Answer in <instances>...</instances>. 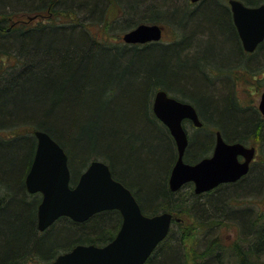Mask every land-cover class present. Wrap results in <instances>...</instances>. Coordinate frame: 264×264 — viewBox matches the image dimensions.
I'll list each match as a JSON object with an SVG mask.
<instances>
[{
  "label": "trees",
  "instance_id": "16d2710c",
  "mask_svg": "<svg viewBox=\"0 0 264 264\" xmlns=\"http://www.w3.org/2000/svg\"><path fill=\"white\" fill-rule=\"evenodd\" d=\"M261 1L264 0H245L252 5ZM102 2L0 0V129L13 125V137L21 139L8 137L4 140L10 143L0 144V183L7 180L9 187L3 197L9 200L0 207V264L51 258L58 247L66 251L79 243L102 244L112 238L119 219L115 211L102 212L82 223L65 218V243L56 246L49 239L54 229L39 232L36 204L26 199L24 187V173L33 155L34 128L51 132L63 144L73 172L79 175L92 159H102L110 164L113 175L134 191L145 213H173L169 235L145 264H264V122L257 115V108H240L233 97L235 86L228 80L216 82L201 68L190 76L187 71L179 72L178 64H160L167 49H174L172 59L178 61L201 55L200 41L212 35L211 31L201 27L183 30L190 39L188 44L177 41L126 45L118 41L117 35L108 34L103 39L97 35L91 42L85 28L88 24H100L109 32L115 29V23L126 19L124 12L118 18H110L111 6L104 12ZM211 4L216 3L206 0L196 10L183 7V11L199 17ZM220 6L231 32L228 14ZM141 18L158 23L161 17L146 14ZM133 22L123 28L131 27ZM74 31L79 32L67 33ZM74 36L84 38L85 43L75 45ZM65 38L69 40L67 46ZM236 43L240 51L237 38ZM263 52L264 43L255 56L246 58V63ZM148 53L152 54L150 58L146 57ZM236 58L241 59V53ZM167 71L175 76L166 77ZM159 85L183 99H193L200 91L212 93L214 104L207 106V117L202 118L225 131L228 140L256 142L260 149V160L253 163L246 176L203 194L196 193L191 184L174 192L168 185L169 168L177 155L173 146L164 153V160L160 159L164 162L162 168L150 160L158 169L152 180V195L142 194L144 185L136 171L129 173L124 166L121 171L118 169L121 158L130 159L135 151L143 153L149 148L143 143L147 124H154L149 98ZM225 116L232 119L233 126ZM216 117L222 121L214 120ZM61 118L66 119L67 127L60 124ZM21 125L29 126L32 132ZM58 128H65V143ZM225 128L234 129L226 134ZM211 143V137L206 141L201 135L191 137L186 159L192 162L208 155ZM13 146L18 153L11 149ZM259 178L262 180L258 184ZM251 187H259V191L252 193ZM252 197L255 204L248 202ZM100 218L105 223L100 225Z\"/></svg>",
  "mask_w": 264,
  "mask_h": 264
},
{
  "label": "water",
  "instance_id": "95a60500",
  "mask_svg": "<svg viewBox=\"0 0 264 264\" xmlns=\"http://www.w3.org/2000/svg\"><path fill=\"white\" fill-rule=\"evenodd\" d=\"M230 3L245 49L253 51L264 39V3L259 6L246 5L240 0H231ZM162 34L163 26L159 23L143 22L124 32L123 37L129 43H146L160 41ZM259 109L264 116V90ZM154 110L167 123L177 143L178 156L169 178L172 191L193 182L195 192L203 193L221 183L236 182L249 172L256 147L228 142L221 130L217 131L211 156L195 163L185 160L189 137L183 120L190 118L195 125H202L194 105L161 90L156 96ZM36 134L39 145L26 176V186L30 192L43 193L38 209L40 230H45L61 215L84 222L98 212L117 209L123 216L117 236L107 244L79 243L54 261L42 264H145L169 235L173 214L168 211L145 214L133 192L113 176L110 165L102 159H93L73 181L69 157L63 145L43 129L37 130Z\"/></svg>",
  "mask_w": 264,
  "mask_h": 264
},
{
  "label": "rangeland",
  "instance_id": "374dc122",
  "mask_svg": "<svg viewBox=\"0 0 264 264\" xmlns=\"http://www.w3.org/2000/svg\"><path fill=\"white\" fill-rule=\"evenodd\" d=\"M102 1L104 2V4L102 2V5H103L102 9L104 10V12L107 6L108 7L111 6L110 11H109L110 18H118L121 15V13L124 12L126 15V19L122 22L115 23L114 24L115 29L110 30L109 32L105 31L106 29H104L100 24H97V23L88 24V27H85V28L88 34L90 35L89 40L91 42L94 40L95 36L97 38V35L99 39H103L104 34L111 35L112 37L113 35L118 36V34L124 33L129 28H132L133 26H135L138 22H145L143 20L145 18H141V16L146 15V14L147 15L157 14L159 17H161V18H158L157 19L158 21L156 22H158L159 24L165 25L166 32L162 40V43L171 44L177 41L178 42L181 41V44H188L190 42V39H188V37L184 35L185 32L194 30L195 27L209 29L212 35L200 41L201 44L203 45L201 55L195 56L193 58H189L187 60L182 59L181 61H178L177 58L172 59V54H176L174 49L173 50L167 49V50H164V52L162 53L163 57H162V61L160 62V64H164V65L172 64V63L173 65L178 64L179 72L181 73L188 72L190 76L192 74L196 75L197 70L201 68L204 70V72L208 74V76L211 79H213L216 82L224 81V80L219 79L223 76L217 74L215 71L216 69L220 70V68L225 67L222 70L223 73L224 72L227 73L229 71L236 72L240 70L244 73V76L242 79L238 81V84L234 85L232 80L230 79L228 80V82L232 83L235 86L236 92L237 94H239L240 100L242 101L244 106H246L247 108H250V105L254 108L258 106L260 99H261L262 92L264 90V52L261 53V55H257L256 59L249 58V60L251 61H248L247 63H245L244 67L232 69L233 66L236 67L237 65L238 58L236 57L239 56L240 51L238 50V46H236L237 43H236L235 33L233 31L228 32L229 30L228 18L225 19L226 15H224L223 12L220 11L222 10V7L220 5L211 4L204 8L202 15L199 14V17H195L194 15L187 14L183 11V7H185V9L187 10L189 8L188 3H186V0H144V2L143 0H102ZM152 6L155 7L156 9L151 10L153 9ZM215 6H218L219 11L217 8L214 10ZM167 11H170V12H167ZM106 20H109V19L106 18ZM193 20H195V24H196V26L194 27H193L194 25ZM133 21H136V22H133ZM131 22H133L131 27L123 28L124 26H126V24L131 23ZM183 30L185 31L184 33H183ZM76 32H79V31L67 32V33H76ZM115 39L116 37L113 38V41L116 42L117 39L120 40V37H118L116 40ZM73 40L76 41L75 45L77 46L85 43V39L80 38V37L78 38V36H74ZM68 43H69V40L65 38V46H67ZM103 46L108 47L105 44H103ZM151 55L152 54L148 53L146 57L150 58ZM197 58L200 60H198ZM99 59L101 60L102 56H100ZM258 61H260L261 64L254 66L256 62L259 64ZM147 62L148 61L143 62V63H147ZM97 63L100 64V62H97ZM241 64H242V61H241ZM253 66L254 68L252 70L248 69V68H252ZM164 75L168 78L169 76L170 77L175 76V74L171 73L170 71L165 72ZM200 93L201 94L199 95H195L193 100L195 102V105L200 115L202 117H205V116L207 117L206 115L207 106L214 104L212 103L214 100L212 98L213 95L212 93H207V92L205 93V91H200ZM61 112H62V109L58 111V114H60ZM63 112H65V110H63ZM258 116L259 118L261 117L260 115ZM224 119L230 122L231 126L234 125L232 119H230L229 117L225 116ZM65 120L66 119L61 118L59 122L61 125L67 127L66 125L67 122ZM214 120L220 121V122L222 121L218 117H216V119ZM52 121L55 122L54 119ZM207 123L212 124V122H209L208 120H207ZM12 126L13 125H7L5 126L6 128H2V130L6 132L8 135H10V132L13 133V130H14ZM26 126L27 125H21L22 128H25ZM185 126L189 128V131H190L189 133H192V131H194L195 129L192 125H189V124L186 125V123H185ZM27 128H28V131L32 132V128H29V126H27ZM27 128H25V130ZM161 128L162 127L159 125L158 122H156L155 124L150 123V125L147 124V128H145V131H144L145 141L143 143H146L149 146V148H147L143 153L141 150L135 151L134 154H132V157L130 159L124 160L123 158H121L120 159L121 162L120 163L118 162V169L120 171L123 169V166H124L126 171L128 170L129 173L132 171V173L134 174L133 171H136V174L140 176L139 178L141 179V183L144 185V189L142 192L143 195H145V193L147 195H152V192H155V189L151 186H152V180L155 179V175L157 174L158 169H155L151 161L156 162L155 166L157 167L159 166L158 167L159 169L162 168L164 165V162L161 160H164L165 158L164 153L165 152L168 153V151H170V147H172L171 140L169 138L166 139L167 137L165 134L166 131ZM214 128H215V125H214ZM58 129L59 131L57 133L59 137L61 138V140L65 143V140H64L65 139V128H58ZM225 129H226V134H230L231 130H233L234 128H225ZM198 131L199 130L195 131V135H194L195 138L201 135L205 141L210 139L211 136L209 133L205 131H199V132ZM9 138L11 137L9 136ZM7 143H10V142H7V140L0 138V144L4 145ZM254 144H257V143L254 142ZM3 145H0V146L2 147ZM16 148H17L16 146L15 147L13 146L11 149H14V151L18 153L19 150ZM2 150H6V149H2ZM259 158H260V149L258 151V155L256 156L255 162L259 161L260 160ZM21 162H22V159H20L19 163L21 164ZM151 166H153L154 169H152ZM70 168L72 170L71 166ZM77 175L78 174L76 172H73V176H72L73 181L76 180ZM261 180L262 178L258 179V184L261 182ZM7 184H8L7 180H3L0 183V195L1 196H4L5 194L8 193L9 187L7 186ZM186 190L187 188H184L183 192L185 193ZM250 191L252 193H256V191H259V187L258 188L251 187ZM12 193L13 192H10L11 195ZM26 199L28 198L26 197ZM28 201L30 200L28 199ZM254 201L255 200H253V197L252 199L250 198L248 199V202L250 203L255 204ZM262 209H264V204H263ZM95 216H93L92 218H94ZM66 222L67 221L65 220V223H64L65 231L67 230L66 224H68V222L67 223ZM98 222L101 225L102 223H105V220L100 218ZM64 224H61V223L56 224L55 229H54L55 231L53 230L54 232L49 235V239L54 242L55 246L65 243V237L67 236L66 234L68 233V231L67 233H64V228H61L64 226ZM58 249H61V247H58ZM35 254L36 253H34V255ZM33 262L28 261V262H24V264H30Z\"/></svg>",
  "mask_w": 264,
  "mask_h": 264
},
{
  "label": "flooded vegetation",
  "instance_id": "af4514ba",
  "mask_svg": "<svg viewBox=\"0 0 264 264\" xmlns=\"http://www.w3.org/2000/svg\"><path fill=\"white\" fill-rule=\"evenodd\" d=\"M204 1H206V0H197V1H193V0H186V3H188V9L189 10H196L197 8H199V5L201 4V3H203ZM207 1H210V0H207ZM211 1H213V2H215L216 4H218V5H222L224 8H225V10H226V12H227V14H228V17H229V22H230V25H231V28H232V30H233V32L235 33V36H236V38H237V42H238V45H239V49H240V53H241V55H242V58L241 59H239L238 60V62H237V65H236V67L235 66H233L232 67V69H235V68H239V67H244L245 66V63H246V57H252V56H255L258 52H259V49H260V47H261V44L262 43H264V39L257 45V47L253 50V51H247L246 49H245V46H244V42H243V40H242V38H241V36H240V33H239V30H238V27H237V25H236V23H235V20H234V15H233V10H232V5H231V3H230V1L231 0H211ZM240 1H242L244 4H246V5H250V6H259V5H261L262 3H264V1H261V2H259L258 4H247L246 2H245V0H240ZM160 25H162L163 26V34H162V38H161V40L160 41H150V42H146V43H151V42H161L162 43V40H163V38H164V36H165V32H166V30H165V25H163V24H160ZM123 34L124 33H122V34H119L117 37H120V40H122V38H123ZM120 40H118V41H120ZM146 43H138V44H146ZM242 61V64H241V61ZM243 62H244V64H243ZM259 62V64L257 63V65H260L261 63H260V61H258ZM225 67H222V68H220V70H215L216 71V73L217 74H219V75H222L223 77H221V78H219V79H221V80H232V82H233V84L235 85V84H238V81L240 80V79H242L243 78V76H244V73L242 72V71H240V70H238V71H229V72H222V70L224 69ZM231 68V67H230ZM170 95V94H169ZM172 96V95H171ZM177 99H179V97H176ZM257 108V110H258V115H260L261 117H260V119H262V121H264V116H263V114H262V112L260 111V109H259V104H258V106L256 107ZM198 111V110H197ZM199 113V112H198ZM199 116H200V118H202V116L200 115V113H199ZM203 120V119H202ZM204 121V120H203ZM191 123L192 124V126L195 128L194 130H199V131H205V132H207V133H209L210 134V136H211V139H212V143H211V146H210V151H209V153H208V155H206V156H204V157H207V156H211L212 154H213V152H214V149H215V145H216V140H217V131L218 130H221V132H222V134H223V137L225 138V140L226 141H228V142H232V141H230V140H228L227 138H226V136H225V134H224V131L221 129V128H219V127H217V128H214V127H209V128H205V122L203 123V125H201V126H197V125H195L190 119H188V118H185L184 120H183V125H184V127H185V123ZM164 126H166V125H164ZM166 128H168L167 126H166ZM169 130V129H168ZM169 132H170V130H169ZM188 133V132H187ZM170 140L174 143V142H176L175 141V138H174V136H172V134L170 133ZM188 137H189V142H190V140H191V137H190V135H189V133H188ZM245 144H247V146H255L256 147V154H255V157L253 158V160L251 161V165H250V170H251V167H252V165H253V163L255 162V159H256V156L258 155V151H259V147H258V145L257 144H254V143H251V142H244ZM61 144V143H60ZM62 145V144H61ZM64 147V146H63ZM66 150V149H65ZM67 152V151H66ZM35 151L33 150V155H32V158H31V161H30V163H29V165H28V167L26 168V170H25V173H24V187H25V195H26V197H28V199H30L31 201H33V202H35V204H36V227H37V229L39 230V232L40 233H44V232H51L53 229H55V225L56 224H58V223H61V224H64L65 223V218L66 219H71L70 217H68V216H65V215H61V216H59L53 223H51V225H49L45 230H40V228H39V226H38V209H39V206H40V204H41V202H42V200H43V193L41 192V191H36V192H30L28 189H27V186H26V176H27V174H28V172H29V170H30V168H31V166H32V163H33V161H34V158H35ZM186 154V153H185ZM177 156H178V153H177V155H176V158L174 159V161H173V163H172V168H171V171H172V169H173V167H174V165H175V162H176V160H177ZM204 157H202V158H204ZM202 158H200V159H197V160H194V161H188L187 159H186V157H185V160L187 161V162H190V163H195V162H197V161H199V160H201ZM239 159L240 160H244V157L243 156H239ZM108 163V162H107ZM109 164V163H108ZM110 165V164H109ZM88 167V166H87ZM86 167V168H87ZM111 167V166H110ZM86 168L82 171V173L86 170ZM112 170V169H111ZM249 170V171H250ZM72 171V170H71ZM171 171H170V174H169V177H168V185H169V178H170V175H171ZM81 173V174H82ZM249 173V172H248ZM247 173V174H248ZM81 174H79V175H77V177H76V179H78L79 178V176L81 175ZM246 174V175H247ZM72 175H73V171H72ZM245 175V176H246ZM114 176V175H113ZM115 177V176H114ZM244 177V176H243ZM242 177V178H243ZM116 178V177H115ZM116 179H118V178H116ZM119 180V179H118ZM121 181V180H120ZM239 181V180H238ZM122 182V181H121ZM237 182V181H236ZM124 183V182H123ZM226 183V182H225ZM225 183H221V184H219L218 186H216L215 188H213V189H211V190H214V189H216L217 187H219L220 185H222V184H225ZM227 183H230V182H227ZM125 184V183H124ZM188 184H191L193 187H194V191H195V185H194V183L193 182H187V183H185L182 187H181V189L183 188V187H185L186 185H188ZM126 185V184H125ZM127 186V185H126ZM132 192H133V194L135 195V193H134V191L129 187V186H127ZM169 187H170V185H169ZM171 189V188H170ZM210 191V190H209ZM206 192H208V191H206ZM203 193H205V192H203ZM203 193H201V194H203ZM200 194V193H199ZM4 196H1L0 195V198H1V200H2V204H1V206L0 207H3L4 205H5V203H6V199H4L3 198ZM135 197L137 198V196L135 195ZM137 200H138V198H137ZM138 202H139V200H138ZM140 203V202H139ZM141 206V205H140ZM142 208V207H141ZM105 211H115L116 213H117V215H118V217H119V219H118V221H116L115 222V224H114V232H113V236H112V238L110 239V240H108V241H106V242H103L102 244H96V245H99V246H103V245H105V244H107L108 242H110V241H112L116 236H117V234H118V232H119V230H120V228H121V225H122V223H123V216H122V214H121V212L119 211V210H117V209H111V210H104V211H101V212H98V213H96V214H94L93 216H95V215H97V214H100V213H102V212H105ZM142 211H143V209H142ZM144 212V211H143ZM145 213V212H144ZM145 214H147V213H145ZM93 216H91L89 219H91ZM89 219H87V220H89ZM72 220V219H71ZM86 220V221H87ZM72 221H74V220H72ZM75 222H77V221H75ZM85 222V221H84ZM80 223H82V222H80ZM57 227V226H56ZM61 228H65V224H64V226L63 227H61ZM81 244H83V243H81ZM90 244H94V243H90ZM73 248V247H72ZM71 248V249H72ZM66 251H68V250H66ZM65 251V248H61V249H59L57 252H56V254H55V256H52L51 258H39V259H37V258H34L33 260H25L24 262H28V261H34L33 263L34 264H42V263H44V262H49V261H54L60 254H63V253H65L66 252ZM33 263H30V264H33ZM21 264H24V263H21Z\"/></svg>",
  "mask_w": 264,
  "mask_h": 264
},
{
  "label": "bare ground",
  "instance_id": "6f19581e",
  "mask_svg": "<svg viewBox=\"0 0 264 264\" xmlns=\"http://www.w3.org/2000/svg\"><path fill=\"white\" fill-rule=\"evenodd\" d=\"M26 17H28L29 19H33L34 17H33V15H27ZM141 23H143V22H138L134 27H136L137 25H139V24H141ZM133 28V27H132ZM130 30V29H129ZM127 31V30H126ZM120 43H124V44H126V45H132V44H138V43H129V42H126L125 41V39H124V37L122 38V40H120ZM161 90H164V91H166L168 94H170V95H172V96H174L175 98L176 97H178V96H176L175 94H173V93H171L169 90H167L166 88H164L162 85L160 86H157L155 89H154V93H153V95H152V98H149V107H151L150 108V118H151V120H153V123L155 124L156 122H158L159 123V125L162 127L161 129H163V130H165L166 132H165V134H166V136H167V138H169L170 139V133L172 134V132H171V130H170V128H169V126L167 125V123H165V121H163L161 118H159L157 115H156V113H155V110H154V103H155V100H156V96H157V94H158V92L159 91H161ZM233 97H234V99H235V102H236V104H238V106L240 107V108H245L246 106H244L243 105V103H242V101L240 100V97H239V94H237V92L236 93H234V95H233ZM178 100H180V101H182V102H184V103H190V104H192V105H194L195 107H196V105H195V102H194V100L193 99H183V97L181 98V97H179V99ZM196 109H197V107H196ZM188 119H190V118H188ZM192 122H193V120L192 119H190ZM201 121H202V125H203V123L205 122V128L207 127V128H209V127H214V125H212V124H209V123H207V121H206V119H204V121L202 120V118H201ZM194 123V122H193ZM187 124H189V125H192L191 123H186V125ZM164 125H166L168 128H166V126H164ZM13 127V126H12ZM215 128H217V126H215ZM42 130L43 128H34L33 129V134H31V136H32V138L34 139V151L37 153V149H38V145H39V139H38V136H37V134H36V131L37 130ZM170 130V132H169V130ZM184 129L186 130V132H190L189 131V128H187V126H185L184 127ZM43 130H45V129H43ZM45 131H47V130H45ZM195 131L196 130H194V131H192V133H189V135H190V137H194V135H195ZM51 136H52V134H51V132H49V131H47ZM199 132V131H198ZM12 134H14V133H12V132H10V135H8L6 132H4L3 130H2V128H1V130H0V138H3V139H5V138H8L9 136L10 137H13L12 136ZM172 136H173V134H172ZM53 137V136H52ZM14 139L16 138V140H19L20 139V137H13ZM21 138H23L22 136H21ZM56 139V138H55ZM57 140V139H56ZM58 141V140H57ZM59 142V141H58ZM172 142V141H171ZM232 142H241V141H232ZM60 143V142H59ZM242 143H244V142H242ZM19 144H21V143H19ZM245 144V143H244ZM247 145V144H246ZM172 146H173V148H174V151L176 152V153H178V148H177V143L176 142H172ZM65 148V147H64ZM36 153H35V155H36ZM171 168H172V165H171ZM171 168H169V174H170V171H171ZM169 174H168V177H169ZM181 189V188H180ZM180 189H178V190H180ZM177 190V191H178ZM174 192H176V191H174ZM5 196V195H4ZM161 212H165V211H161ZM161 212H158V213H161ZM173 214V213H172ZM175 217H174V215H173V219H174Z\"/></svg>",
  "mask_w": 264,
  "mask_h": 264
}]
</instances>
